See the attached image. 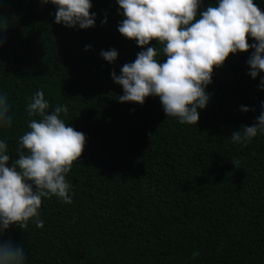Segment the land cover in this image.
<instances>
[{"label": "trees", "instance_id": "1", "mask_svg": "<svg viewBox=\"0 0 264 264\" xmlns=\"http://www.w3.org/2000/svg\"><path fill=\"white\" fill-rule=\"evenodd\" d=\"M218 2L202 0L198 13ZM254 2L264 11V0ZM92 3L95 26L81 29L55 23L51 3L0 0L9 25L0 46V93L12 115L0 140L8 154L18 158L19 138L35 118L26 105L40 90L49 111L67 106L62 119L86 136L66 175L72 203L43 198L44 227L13 225L4 238L23 245L26 264H264V134L246 145L230 139L262 111L260 77L248 75L246 63L253 49L214 68L198 124L182 125L166 116L159 97L119 102L124 92L113 69L119 75L159 44L141 47L118 31L125 17L117 0ZM112 48L119 56L109 63L101 51Z\"/></svg>", "mask_w": 264, "mask_h": 264}, {"label": "clouds", "instance_id": "2", "mask_svg": "<svg viewBox=\"0 0 264 264\" xmlns=\"http://www.w3.org/2000/svg\"><path fill=\"white\" fill-rule=\"evenodd\" d=\"M56 7L55 23L73 28L95 26L97 14L91 12L92 0H42ZM118 11L125 18L118 31L143 47L137 58L124 64L114 82L123 88L119 102L145 103L146 97H159L167 117L182 125H197L198 109L208 106L211 94L206 91L213 82L214 68L222 67L230 54L253 49L247 65L248 75L260 77L258 87L264 90V11L254 0H219L198 13L202 0H117ZM199 15V19L197 16ZM107 23V18L101 21ZM8 21L0 15V46L6 39ZM249 37L253 43H249ZM91 45H86L88 50ZM166 57L161 64L157 56ZM102 57L114 63L119 56L115 48L102 50ZM50 103L43 90L28 100L25 113L30 131L19 138L18 158L8 154V144L0 140V264H26L21 243L5 233L13 225L27 230L29 223L44 227L40 219L42 199L71 204L72 189L66 180L73 164L82 158L86 136L62 119L65 105L49 111ZM255 122L242 125L230 136L234 144H248L264 134V101ZM11 105L7 93H0V127L12 125ZM244 112L249 107L241 106ZM255 110V109H251ZM236 168L238 161L233 159ZM197 255V253H193Z\"/></svg>", "mask_w": 264, "mask_h": 264}]
</instances>
